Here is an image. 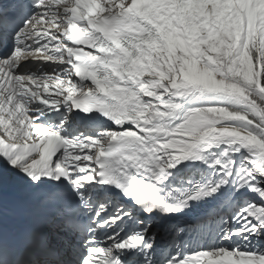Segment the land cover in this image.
Listing matches in <instances>:
<instances>
[{
  "label": "snow or ice",
  "instance_id": "snow-or-ice-1",
  "mask_svg": "<svg viewBox=\"0 0 264 264\" xmlns=\"http://www.w3.org/2000/svg\"><path fill=\"white\" fill-rule=\"evenodd\" d=\"M0 264H264V0H0Z\"/></svg>",
  "mask_w": 264,
  "mask_h": 264
}]
</instances>
